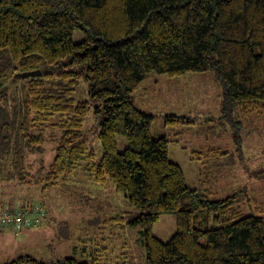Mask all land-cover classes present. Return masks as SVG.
<instances>
[{
  "label": "trees",
  "instance_id": "trees-1",
  "mask_svg": "<svg viewBox=\"0 0 264 264\" xmlns=\"http://www.w3.org/2000/svg\"><path fill=\"white\" fill-rule=\"evenodd\" d=\"M76 29L83 40H74ZM38 69L39 77L23 74ZM206 70L223 88L221 118L264 119V0H0V179L44 194L84 165L137 208L130 224L144 226L147 264H264V216L243 215L237 194L213 200L190 188L169 157L171 138L152 134L156 115L132 100L149 72ZM81 79L103 115L98 162L83 129L91 103L72 95ZM180 122L192 121L168 114L164 126ZM53 128L61 130L54 158L32 161ZM118 133L128 140L122 152ZM220 154L228 153L205 155ZM161 213L176 218L168 241L152 231ZM0 264L49 263L23 254ZM51 264L90 263L69 256Z\"/></svg>",
  "mask_w": 264,
  "mask_h": 264
},
{
  "label": "rangeland",
  "instance_id": "rangeland-1",
  "mask_svg": "<svg viewBox=\"0 0 264 264\" xmlns=\"http://www.w3.org/2000/svg\"><path fill=\"white\" fill-rule=\"evenodd\" d=\"M73 37L75 41L84 38L80 29ZM72 95L76 101L91 103L92 111L83 129L98 162L103 155L98 139L103 118L97 113L100 101L94 102L84 79L79 80ZM132 100L142 110L156 115L152 134L160 132L171 138L169 157L180 165L190 188H200L213 200L237 194L236 204L243 215L264 216V119H240L239 124L221 118L223 88L214 71H190L178 77L149 72L133 92ZM168 114L188 115L192 122L167 127L164 123ZM60 134L57 128L47 130L45 150L30 159L37 163L43 158L50 163ZM116 139L117 150L122 152L128 140L123 133L116 134ZM211 147L228 154L211 160L205 155ZM193 150L203 154L194 158ZM39 192L37 185L26 190L24 185L0 179V201L43 203L48 212L31 227L0 229V262L31 254L49 264L69 256L90 264H147L144 226L130 224L137 208L130 204L126 192L112 184L97 185L84 165L47 193ZM117 216L128 222L117 220ZM176 228L174 214L161 213L152 231L168 241Z\"/></svg>",
  "mask_w": 264,
  "mask_h": 264
},
{
  "label": "built area",
  "instance_id": "built-area-1",
  "mask_svg": "<svg viewBox=\"0 0 264 264\" xmlns=\"http://www.w3.org/2000/svg\"><path fill=\"white\" fill-rule=\"evenodd\" d=\"M48 214L45 207L37 202L18 203L10 208L7 203H0V227L2 230H22L40 223Z\"/></svg>",
  "mask_w": 264,
  "mask_h": 264
},
{
  "label": "water",
  "instance_id": "water-1",
  "mask_svg": "<svg viewBox=\"0 0 264 264\" xmlns=\"http://www.w3.org/2000/svg\"><path fill=\"white\" fill-rule=\"evenodd\" d=\"M25 77L32 76V77H39V75H42V71L40 69L38 70H29L27 72L23 73Z\"/></svg>",
  "mask_w": 264,
  "mask_h": 264
}]
</instances>
